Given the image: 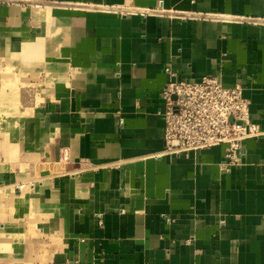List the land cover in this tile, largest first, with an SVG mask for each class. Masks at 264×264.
<instances>
[{"label": "crops", "instance_id": "0c3cea01", "mask_svg": "<svg viewBox=\"0 0 264 264\" xmlns=\"http://www.w3.org/2000/svg\"><path fill=\"white\" fill-rule=\"evenodd\" d=\"M167 68L242 84L237 166L165 153ZM10 75L34 97L0 120V264H264V0H0Z\"/></svg>", "mask_w": 264, "mask_h": 264}, {"label": "built area", "instance_id": "2783aa9c", "mask_svg": "<svg viewBox=\"0 0 264 264\" xmlns=\"http://www.w3.org/2000/svg\"><path fill=\"white\" fill-rule=\"evenodd\" d=\"M155 12L169 13L161 6ZM171 76L162 92L165 102V153L189 157L191 153L225 146L224 168L237 166L247 140L263 135L252 122L250 102L241 83L227 86L216 76L199 81Z\"/></svg>", "mask_w": 264, "mask_h": 264}, {"label": "rangeland", "instance_id": "374dc122", "mask_svg": "<svg viewBox=\"0 0 264 264\" xmlns=\"http://www.w3.org/2000/svg\"><path fill=\"white\" fill-rule=\"evenodd\" d=\"M11 79L13 82V86L9 87V94L7 95H0V106L5 103L8 105L5 107V111L2 112L0 111V120L1 119H10V120H19L23 119L24 117L30 118L31 117V110L30 108L23 109V106H20V104L23 102L24 99L28 101L31 97H34L32 95V92L29 91L31 86H26V91L23 93H19V85H23L24 82H26V85H31L30 83L34 82V78L31 77H26V78H21L18 75H10ZM39 82V81H36ZM21 91V90H20ZM17 127V126H16ZM16 127H12L11 131L17 130Z\"/></svg>", "mask_w": 264, "mask_h": 264}]
</instances>
